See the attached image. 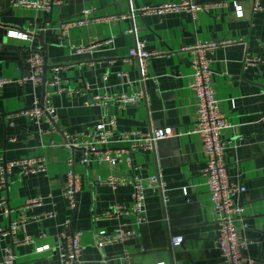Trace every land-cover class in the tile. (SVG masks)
Segmentation results:
<instances>
[{
  "label": "crops",
  "instance_id": "0c3cea01",
  "mask_svg": "<svg viewBox=\"0 0 264 264\" xmlns=\"http://www.w3.org/2000/svg\"><path fill=\"white\" fill-rule=\"evenodd\" d=\"M174 1L179 0H67L52 11H42L0 0V78L9 80L0 88V165L28 157H43L47 162L45 172L25 173L15 166L0 186V228L9 230L13 219H26L25 227L17 233L0 234V264L6 247L13 248L16 264H61L56 251L38 253L36 248L53 246L60 234L77 231L83 232L81 264H124L120 256L126 251L137 264H224L217 242L220 225L207 186V160L199 135L161 139L153 149L133 154L131 164L122 161L115 166L95 160L84 164L83 149L64 145V132L86 134L102 120L113 122L108 127L119 132H147L166 126L190 129L196 116V96L190 88V56L184 49L198 40L222 39L236 41L217 47L210 57L216 96L234 125L223 134L228 176L246 187L239 196L245 215L238 222V236L249 242L244 255L253 259V264H264V0H260L259 11L253 9L254 0H194L220 4L199 13L195 20L187 12L140 11ZM235 3L243 7L242 17L237 16ZM94 7L97 18L127 17L75 26L62 41L59 22L75 20L85 8ZM8 29L34 34L32 45L36 48L42 46L39 36L43 34L47 78L57 75L60 80L54 89L46 83L45 90L53 91L57 131L51 130L47 121L38 125L23 114L36 100L42 103L44 85L20 82L30 73L26 60L33 47L9 38ZM92 41L99 45L89 52H75L73 45ZM141 41L147 51L160 52L150 58L146 79L139 59L130 55ZM122 72L124 78L118 76ZM135 92L144 94L135 104L89 103L96 95ZM120 145L125 144L113 142V146ZM70 158L80 176L75 211L70 210L64 193ZM111 175L142 179L148 222L136 227L134 237L100 248V230L133 228V218L105 216L114 204L132 203V185L114 188L98 181ZM152 176L164 187L154 183ZM38 197L43 199L40 206L26 207L28 200ZM6 208L14 209L11 216L5 214ZM174 235L184 236L182 245H172ZM26 236L34 242L16 243Z\"/></svg>",
  "mask_w": 264,
  "mask_h": 264
},
{
  "label": "built area",
  "instance_id": "2783aa9c",
  "mask_svg": "<svg viewBox=\"0 0 264 264\" xmlns=\"http://www.w3.org/2000/svg\"><path fill=\"white\" fill-rule=\"evenodd\" d=\"M67 0H12V5L18 8L36 9L42 11H52L55 7L62 6ZM226 5V4H224ZM235 5L236 14L239 17L244 15L243 7L237 3ZM227 6V5H226ZM215 7H220V4H200L194 0H179L174 2H167L158 7H144L141 12L164 14L168 12H187L195 20L197 15L201 12H209ZM254 11L262 10L260 0H254ZM96 8H85L82 15L69 21H60L58 24L59 35L61 40H66L69 31L75 26H82L92 20L109 21L111 19L119 20L127 16H108L97 18L95 16ZM6 35L9 38L26 41L33 47L35 39L34 34H28L21 30L8 29ZM235 40L222 39L219 41H201L198 40L196 44L188 46L184 50L189 53V61L193 70L190 88L196 96V116L193 125L186 131L178 130L172 126L160 127L151 131L129 130L126 132H119L114 128H109L108 124L113 125V122L102 120L97 123L86 134H68L64 132L66 148L83 149V157L81 162L87 164L91 160L99 161L100 163H109L112 166L126 161L129 164L132 162V156L141 150L153 149L156 142L169 137H183L185 135L197 134L202 138L204 144V151L207 160V167L205 174L207 177V186L210 198L213 204V209L217 213L220 231L218 236V247L223 258L224 264H253L254 260L244 255V251L248 248L249 242L241 239L238 236V222L242 221L245 215V207L239 201V196L246 190L243 184L232 182L229 179L226 162L227 144L223 139V134L226 130L234 127L230 122L226 112L221 107V101L216 96L212 79V59L210 55L219 46L229 45L235 43ZM98 41H92L89 44L73 45L75 52L81 54L89 52L98 46ZM2 43L0 42V51ZM160 52H149L146 50L145 42H138V44L130 50L131 56H136L139 59L141 72L143 78L149 76L150 58ZM26 66L29 69V75L22 76L21 83L28 81L35 86L43 82L44 74V55L40 49L33 47L30 49V54L26 60ZM58 69V68H56ZM120 78H124V72L119 73ZM49 88L54 89L59 85V77L53 76L47 80ZM9 80L0 78V88H2ZM53 91H46L43 105L36 100L33 106L23 112L26 116L33 119L38 125H41L43 120L51 125V130L57 131L58 114L55 106L51 101ZM142 92H135L133 94H117V95H96L89 103L91 105L107 104L110 101L119 103L120 106L128 104H135L143 98ZM109 122V123H108ZM42 137L46 134L40 128ZM120 142L125 145L113 146V142ZM69 171L67 173V180L64 184V193L68 201L71 211H75L78 201L77 194L80 191V176L74 167V160L70 158L67 161ZM15 166H21L25 173L45 172L47 170L46 159L41 157H28L17 161L3 162L0 165V186L6 183L9 173ZM151 180L160 188L164 184L160 182L157 176H152ZM100 183H108L116 188L118 185L130 184L133 187L132 203L130 205L114 204L106 217H127L133 218L132 226L129 230L118 227L113 232L107 230H100L98 232V246L103 248L115 242H123L129 238L137 235L136 227L148 222L146 216V192L145 185L142 179L137 175L132 177H120L111 175L108 178L100 177ZM184 193L188 191L185 188ZM42 197L28 200L26 207L33 205H41ZM14 212L12 208H6L5 214L11 216ZM51 214H48V217ZM26 225V219L20 216L13 219L10 223L9 230L0 228V234L17 233ZM42 236H46L45 233ZM82 231L73 233L64 232L60 234L55 244H44L36 248V252H44L46 250H54L59 255L61 264H81V257L83 252ZM172 245L180 246L184 242V236L174 235L172 237ZM34 240L30 236H26L22 241H16L17 244L33 243ZM124 264H137L131 252H125L120 256ZM17 256L12 247H6L4 250L3 264H16ZM157 264H165L159 262Z\"/></svg>",
  "mask_w": 264,
  "mask_h": 264
},
{
  "label": "water",
  "instance_id": "95a60500",
  "mask_svg": "<svg viewBox=\"0 0 264 264\" xmlns=\"http://www.w3.org/2000/svg\"><path fill=\"white\" fill-rule=\"evenodd\" d=\"M39 38L41 40V45L42 46H40L38 49H40V51L44 55V61H45V67H44L45 71H44V74H43V85H44V87H43V92H44L43 93V101H44V97H45V93H46L45 92V90H46V83H47V80H48L47 75H46V72H47V69H48L49 66H48V59H47V46L43 42V34L42 33L40 34ZM43 101H42L41 105H43Z\"/></svg>",
  "mask_w": 264,
  "mask_h": 264
}]
</instances>
